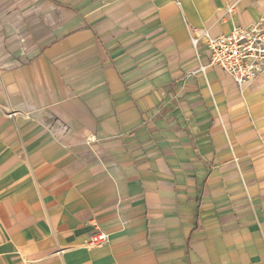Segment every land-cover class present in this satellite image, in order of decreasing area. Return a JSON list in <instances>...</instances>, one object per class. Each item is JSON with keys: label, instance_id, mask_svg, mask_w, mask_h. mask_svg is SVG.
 Returning a JSON list of instances; mask_svg holds the SVG:
<instances>
[{"label": "crops", "instance_id": "crops-1", "mask_svg": "<svg viewBox=\"0 0 264 264\" xmlns=\"http://www.w3.org/2000/svg\"><path fill=\"white\" fill-rule=\"evenodd\" d=\"M263 14L0 0V264H264V73L189 75L190 28Z\"/></svg>", "mask_w": 264, "mask_h": 264}, {"label": "built area", "instance_id": "built-area-1", "mask_svg": "<svg viewBox=\"0 0 264 264\" xmlns=\"http://www.w3.org/2000/svg\"><path fill=\"white\" fill-rule=\"evenodd\" d=\"M236 2L225 8V14L232 16ZM189 41L194 50L198 66L189 75L205 74L207 69L222 70L237 87L256 79L264 73V14L248 27L234 26L228 34L213 36L205 29H189ZM200 50L205 52L206 64L200 63ZM94 140L90 138L89 141ZM107 242V236L96 232L88 240L91 248Z\"/></svg>", "mask_w": 264, "mask_h": 264}, {"label": "rangeland", "instance_id": "rangeland-1", "mask_svg": "<svg viewBox=\"0 0 264 264\" xmlns=\"http://www.w3.org/2000/svg\"><path fill=\"white\" fill-rule=\"evenodd\" d=\"M102 233V232H101ZM104 234V233H103ZM106 235V234H105ZM107 236V235H106Z\"/></svg>", "mask_w": 264, "mask_h": 264}]
</instances>
